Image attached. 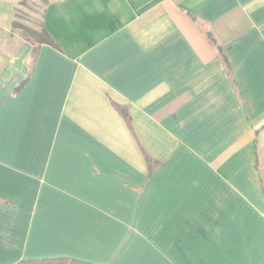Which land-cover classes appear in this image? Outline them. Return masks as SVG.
<instances>
[{"label":"crops","instance_id":"0c3cea01","mask_svg":"<svg viewBox=\"0 0 264 264\" xmlns=\"http://www.w3.org/2000/svg\"><path fill=\"white\" fill-rule=\"evenodd\" d=\"M14 1L0 264H264V0Z\"/></svg>","mask_w":264,"mask_h":264},{"label":"rangeland","instance_id":"374dc122","mask_svg":"<svg viewBox=\"0 0 264 264\" xmlns=\"http://www.w3.org/2000/svg\"><path fill=\"white\" fill-rule=\"evenodd\" d=\"M0 16H4L7 11L3 10L5 5V0H0ZM19 1V0H17ZM12 7H16L17 4L12 0ZM44 6L43 0H22L15 11V20L20 23L22 26L34 30L37 33H40V19ZM10 13V12H9ZM13 15V13H11Z\"/></svg>","mask_w":264,"mask_h":264},{"label":"trees","instance_id":"16d2710c","mask_svg":"<svg viewBox=\"0 0 264 264\" xmlns=\"http://www.w3.org/2000/svg\"><path fill=\"white\" fill-rule=\"evenodd\" d=\"M40 29H41V23H40ZM12 30L19 32L24 38L37 43V44H47L50 43V38L48 37L47 33L41 29L40 33L35 32L34 30H30L24 26H22L20 23L16 22V20L12 23ZM209 40L214 43L213 39L210 35H208ZM17 264H82L78 262H20Z\"/></svg>","mask_w":264,"mask_h":264}]
</instances>
